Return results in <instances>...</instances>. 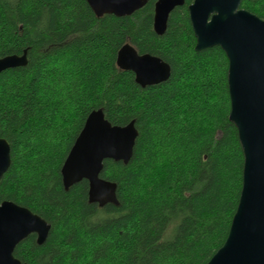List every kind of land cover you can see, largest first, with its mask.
<instances>
[{"label":"trees","instance_id":"trees-1","mask_svg":"<svg viewBox=\"0 0 264 264\" xmlns=\"http://www.w3.org/2000/svg\"><path fill=\"white\" fill-rule=\"evenodd\" d=\"M184 0L162 36L156 0L128 17H97L85 0H0V58L27 65L0 73V138L11 164L0 203L28 208L48 224L14 257L24 264H207L224 244L237 209L243 152L229 121L228 59L196 52ZM240 8L264 20V0ZM129 43L170 66L167 81L140 87L116 65ZM112 125L135 121L127 165L105 160L100 178L116 184L118 206L88 202V182L67 191L61 167L90 112Z\"/></svg>","mask_w":264,"mask_h":264},{"label":"water","instance_id":"water-1","mask_svg":"<svg viewBox=\"0 0 264 264\" xmlns=\"http://www.w3.org/2000/svg\"><path fill=\"white\" fill-rule=\"evenodd\" d=\"M97 16L128 17L149 0H85ZM243 0H194L188 6L196 38L195 51L220 47L228 59L229 121L236 127L243 152L242 186L227 238L207 264H264V20L240 8ZM184 0H156L153 30L162 36L170 13ZM27 65L22 55L0 58L2 71ZM120 70L134 74L142 88L167 81L170 66L156 56L138 54L129 44L116 57ZM138 131L135 121L112 125L102 109L87 116L61 167L62 185L88 182V202L100 208L118 206L116 184L103 180V162L127 165L132 158ZM11 164L9 143L0 138V180ZM50 224L28 208L13 202L0 203V264H24L14 257L16 246L29 235L42 245Z\"/></svg>","mask_w":264,"mask_h":264}]
</instances>
